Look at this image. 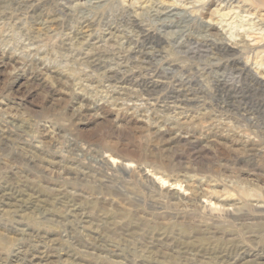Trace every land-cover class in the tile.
Listing matches in <instances>:
<instances>
[{
	"label": "rangeland",
	"instance_id": "rangeland-1",
	"mask_svg": "<svg viewBox=\"0 0 264 264\" xmlns=\"http://www.w3.org/2000/svg\"><path fill=\"white\" fill-rule=\"evenodd\" d=\"M260 15L0 0V264H264Z\"/></svg>",
	"mask_w": 264,
	"mask_h": 264
},
{
	"label": "bare ground",
	"instance_id": "bare-ground-1",
	"mask_svg": "<svg viewBox=\"0 0 264 264\" xmlns=\"http://www.w3.org/2000/svg\"><path fill=\"white\" fill-rule=\"evenodd\" d=\"M158 8L161 9L160 11H158L159 13H165V12H169V11L174 10V6L172 4L165 3V1H159L158 2ZM258 18H259V21L261 23H264V15H260ZM149 36L150 35L147 34V37H149ZM242 38H244V39H242V41H244L245 43L248 42V44H249L248 46H251V47L258 45V43H259V42H257L258 41L257 38H255L253 36H248L247 34H242Z\"/></svg>",
	"mask_w": 264,
	"mask_h": 264
}]
</instances>
